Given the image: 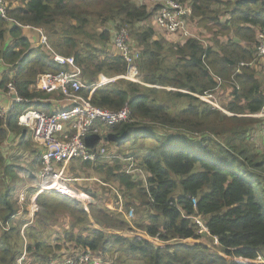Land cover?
I'll return each instance as SVG.
<instances>
[{"label":"trees","instance_id":"1","mask_svg":"<svg viewBox=\"0 0 264 264\" xmlns=\"http://www.w3.org/2000/svg\"><path fill=\"white\" fill-rule=\"evenodd\" d=\"M6 1L8 16L22 25L43 28L48 46H38L36 32L0 18V92L13 82L23 99L51 97L35 84L44 73L65 70L54 62L55 54L73 57L87 86L100 76L126 75L124 60L107 48L111 31L121 28L129 31L141 53L136 64L141 82L118 79L98 88L91 98L93 105L112 112L129 108L131 120L106 127L104 138L117 147L129 145L128 153L106 147L114 158L95 163L72 160L101 180L104 177L98 182L113 195V202L104 205L96 191L67 185L87 201L44 191L36 200L38 211L31 222L19 196L28 180L38 183L37 176L21 170V160L8 158L11 146L5 145L14 142L15 151L31 146L28 131L17 122L32 104H15L5 119L0 118V264H14L25 250L26 264L61 261L86 249L98 253L102 264H118V260L119 264H256L252 262L258 256L264 259V208L257 193L264 184V162L253 164L254 154L236 143L260 122L241 116L258 114L264 107L262 83L254 68L258 34H264V0H177L192 9L199 27L214 35L215 45H205L193 35L181 38L183 44L156 40L158 28L151 24L155 9L147 0ZM99 26L107 28L100 31ZM91 91L82 94L89 99ZM226 91L232 97L227 106L222 99ZM219 92L222 108L236 117L200 98ZM97 143L93 139L88 146ZM36 151L31 152L35 158ZM129 159L138 173H128ZM236 168L246 172L236 173ZM20 172L29 178L23 179ZM37 192L28 190L30 195ZM129 211L134 214L131 222L124 216ZM197 216L218 238L225 256L211 253L202 243H186L201 238ZM61 217L69 221L64 239L55 246L41 240ZM126 230L144 231L158 241L110 233Z\"/></svg>","mask_w":264,"mask_h":264},{"label":"built area","instance_id":"2","mask_svg":"<svg viewBox=\"0 0 264 264\" xmlns=\"http://www.w3.org/2000/svg\"><path fill=\"white\" fill-rule=\"evenodd\" d=\"M147 1L155 9L154 23L160 32L184 39L192 37L190 26L193 11L191 8L182 5L177 0ZM8 10L9 4L5 0H0V18L4 19L9 25H17L23 30L36 32L40 38L38 46H48V37L43 28L18 23L8 16ZM111 47L126 63L127 73L126 75L111 79L100 76L97 83L92 86H87L82 80L81 69L77 66L73 57L54 55V62L64 67L65 70L58 74H42L37 81V86L42 92L59 94L68 103L66 109L55 112L39 110L36 106L41 100L21 98L13 82L8 83L5 88L6 91L4 93L8 98L13 99V105L6 107L0 105L1 119H5L15 104H32L31 107L21 113L17 124L21 129L28 131L30 141L38 144L41 148L38 152L41 160L37 173L38 183L32 187L39 190V192L54 190L61 193H68L78 198L75 193H72L65 185H62V181L65 180L63 176L67 163L74 159L95 163L100 159L114 158L105 146L104 138L107 136L105 128L130 121L131 112L127 106L116 112L98 108L91 103V98L98 88L115 82L118 79L136 82L135 66L141 58V53L136 49L128 30L125 28L111 31ZM255 52L257 58L264 59L263 33L258 34ZM90 88L92 91L89 94V99H87L82 92ZM200 98L212 104L209 101V98H212V96H203ZM249 116L264 120V107L258 114ZM93 139L98 140V143L94 147H89L88 141ZM10 146V142L5 145L6 148ZM128 161H131L128 173H138V170L134 168V160L129 159ZM61 166L62 168H60ZM27 190L28 188L22 191L19 196V203L22 207L24 205L22 202L23 196H26ZM118 198L121 201V197L118 196ZM193 203L196 205L195 201ZM32 204V206H28V216L31 213L29 219L31 222L34 219L35 213L38 211L36 201L34 202L32 200ZM124 216L130 222L134 216L133 211L124 212ZM194 221L198 225L199 236L202 238L205 236L211 237L216 244H219L218 238L211 235L206 223L200 216L194 217ZM138 232H140V234L137 233L138 237L145 238L150 242L152 240L158 241L157 238L151 239L148 237L144 231ZM252 263L264 264V259L258 256ZM14 264H26V250ZM47 264H102V260L98 253L86 249L64 260L50 261Z\"/></svg>","mask_w":264,"mask_h":264},{"label":"rangeland","instance_id":"3","mask_svg":"<svg viewBox=\"0 0 264 264\" xmlns=\"http://www.w3.org/2000/svg\"><path fill=\"white\" fill-rule=\"evenodd\" d=\"M6 2L9 4V7H10V2L9 1H6ZM17 2L20 3V0H14V4H17ZM147 4L149 6H152L151 3H147ZM151 24L152 25L155 24L153 19L151 20ZM198 25H199V20H197V19H196V21H193V19L191 20L190 28H191L192 35L195 36L196 38H199V40H201L205 45H212V44L215 45L214 35H212V33H210L208 30L199 27ZM209 25H210V23H209ZM105 28H107V27L99 26V30L100 31L102 29L105 30ZM155 31H156L155 39L159 40L161 42H164L166 45L173 44V43L183 44V40L181 38H179V37L169 36V34L167 35V34H165L163 32H160L156 28H155ZM96 32H99L98 29L96 30ZM219 39L220 40H225L226 38L225 37H219ZM110 45H111V42H110ZM107 48L109 50H112L111 46L110 47L108 46ZM257 59H258V61L254 65V68H255V70L257 72V76H258L259 80L262 83V88H263V91H264V59H260V58H257ZM135 69H136L135 70L136 71V82L140 83L141 81L139 79V72H138V69H137V65L135 66ZM127 81H130V80H127ZM136 82H133V83H136ZM218 94L219 93H217L216 96ZM216 96L214 95L213 97L216 98ZM213 97L209 98V101L212 102L213 104L217 105V106L219 105V107L221 108L223 106V103L215 101L213 99ZM216 100H217V98H216ZM28 138H29V135H28ZM256 138H255V141L257 142V144L259 146L257 148H259L261 150V154L263 156L258 155L259 157H256V154H257L256 150L253 148V145H251V143L248 142L249 138H248L247 135L246 136H242L241 135V136H239L238 140H236V143L239 146V148H245L248 151L249 154H251V155L254 154V156L251 159V161L254 162L253 164L264 162V143H263L264 142V137L262 135L261 137H258L259 139H256ZM261 143H263V144H261ZM32 144L33 143L31 142V146L28 149H25V146L20 148L18 151H15L14 150L15 148L13 150L10 149L9 152L12 153V155L10 156L11 160L12 161H16V162H18V161L20 162V160L24 161L27 158V156H29V155H26L25 152H30L31 150H33V145ZM105 146L111 151H115L116 153L121 151V153H125V154L128 153V149L130 147L129 145H124L122 147H117L116 145H110V144H107V143H105ZM29 158H30V156H29ZM206 158H207V160H209L210 162L216 164L217 166L228 167L227 165L224 164V162L220 161L219 159H213V158H209V157H206ZM233 170H234V172L241 173V174L246 172L245 169L243 170V169H239V168H236V169H233ZM26 172H28V171H26ZM29 172H30L31 175L33 174L35 176H37V173H38V171L34 170V169H31ZM84 172H86V173H84ZM26 175H28V174H26ZM263 176H264V174H263ZM140 177L144 179V176L141 175ZM242 177H245V176L242 175ZM25 178H26V176H25ZM63 178L65 180L62 181V184L65 185V186L67 184L68 187L71 188V189H75V188L80 189L81 186H83V187L88 188V189H90L92 191H96L97 192V199L100 201L101 205H104L106 202H109V201L113 202V199L111 198L113 196L112 193L109 192L108 189H106L105 187L100 185V183L98 182V181H102L104 179V177H102V180H101L97 175H95V173L93 171L82 167V165L79 162H74V163L70 164L68 169L65 171ZM245 178L248 179L249 181H251L250 178H247V177H245ZM28 182H29L27 184L28 186L33 183L30 180H28ZM112 186L115 187V185H112ZM257 189H258L257 193H259L258 200L263 205V208H264V184L259 186ZM41 193L42 192H39V190H38L37 193H34V194H32L30 196L29 200L27 199L28 195H26L27 197L23 196V200H22V202L24 204L23 205V210H25V209L28 210V206H32L33 205L31 200L32 199L36 200L37 197H38L37 195H39ZM76 195L83 202L87 201L86 196H84L82 194H79V195L76 194ZM118 196L121 197L120 194H118ZM92 202H93V199H92ZM30 215H31V213H30ZM30 215L28 216V219H30ZM133 218H132V220H133ZM68 224H69L68 219L66 217H61L59 219L57 225L54 226L51 229V231L45 233V235L42 236L41 240H44L48 244H52L53 246H55L58 243V239L59 238H61L62 240L64 239L63 233H64V231L66 229H68V227H66V225H68ZM138 231H140V230H134V231H132L133 233L130 230L116 231V232L115 231H111L110 233L116 234V235H119V236H124V237H135V236L138 237L137 233L140 234V232H138ZM189 242L190 243H194V242L195 243H202V244H204V246L208 247V249L210 250L211 253H217V254H220L222 256H225L221 252L219 244H216L211 237L205 236L203 238L202 237L199 238L197 241H193V240H187L186 241V243H189ZM107 258H109V257H107ZM226 258L228 260H232L233 259V258H229V257H226ZM119 262L120 261L118 260V264H119Z\"/></svg>","mask_w":264,"mask_h":264},{"label":"crops","instance_id":"4","mask_svg":"<svg viewBox=\"0 0 264 264\" xmlns=\"http://www.w3.org/2000/svg\"><path fill=\"white\" fill-rule=\"evenodd\" d=\"M39 79V78H38ZM38 81V80H37ZM36 81V89H38L39 91H40V89L38 88V86H37V82ZM42 92V91H41ZM44 93H46V92H44ZM47 95H51V97H49V98H46V99H39V100H41L40 101V103L38 104V105H40V106H42V107H44L45 108V110H47V112H55V111H59V110H63V109H66L67 108V105H68V103L67 102H65L64 100H63V98L59 95V94H48V93H46ZM215 96H216V94H214ZM221 94H220V92H219V94L216 96V98H217V100H216V98L215 97H213V99L215 100V101H219L220 99H221ZM222 99H223V102L225 103V106H227L228 104H229V102L231 101V99H232V97H230V92H228V91H226L223 95H222ZM12 98H8L7 96H6V94L5 93H2V92H0V105H2V106H4V107H6V106H12L13 104H12ZM213 104V103H212ZM26 105V104H25ZM214 106H215V104H214ZM216 107H218V109L219 110H221V111H223L225 114H227V115H229V116H234V117H236L237 115H234V114H230V113H228L227 111H225V109L224 108H220L219 107V105L217 106L216 105ZM28 109V108H27ZM25 111V110H24ZM23 111V112H24ZM239 117V116H238ZM241 117H244V118H252V117H250L249 115H246V116H244V115H242ZM253 119H255V120H258V121H260L258 124H256V125H252L253 126V128H252V130H251V133L248 135V138H249V141L248 142H250L251 143V145H253V148L256 150V155L258 156V155H260V156H263L262 154H261V150L259 149V148H257V147H259L258 146V144H257V142L255 141V138L256 139H259L258 137H261L262 135H263V137H264V120H261V119H257V118H253ZM30 135V134H29ZM14 138L12 137V140H13ZM29 139H30V136H29ZM16 141H18V140H16ZM264 143V142H263ZM263 143H261V144H263ZM33 145V150H31L30 152H25V154L26 155H29L30 156V158H29V156H27V158L24 160V161H21V163H20V169L21 170H24V171H30L31 169H34V170H37L38 171V169H39V165L37 164V162H35L36 161V159L37 158H39L38 157V153L37 152H39V149H41L40 147H39V145L38 144H35V143H33L32 144ZM15 148V143L14 142H11V147H10V149L11 150H13ZM250 148V147H249ZM3 151H4V149H2ZM35 150H37L36 151V158H35V156H33V154L35 153ZM31 152L33 153V154H31ZM12 153L11 152H8V158L10 157V155H11ZM31 162V163H30ZM75 162V161H74ZM73 161H71V162H69V163H67V165H66V167H65V169H64V173H65V171L68 169V167H69V165L70 164H72V163H74ZM39 164H41V160L39 159ZM60 168H62V166L60 167ZM59 168V169H60ZM58 169V170H59ZM57 170V171H58ZM56 171V172H57ZM18 175L19 176H21L23 179H28L29 177L24 173V172H20V173H18ZM25 176H26V178H25ZM32 176H34L35 177V175H33L32 174ZM33 185L34 184H31V185H27L26 184V188H28V190H29V188H32L33 187ZM63 185V184H62ZM66 186H67V184H66ZM28 190H27V192H26V195H28V200L30 199V194H28ZM40 195V194H39ZM39 195H37V196H39ZM27 197V196H26ZM38 198V197H37ZM33 200V199H32ZM32 200H31V202H32ZM37 200V199H36ZM36 200H34V202L36 201ZM28 212H29V210H28ZM30 222V221H29Z\"/></svg>","mask_w":264,"mask_h":264},{"label":"bare ground","instance_id":"5","mask_svg":"<svg viewBox=\"0 0 264 264\" xmlns=\"http://www.w3.org/2000/svg\"><path fill=\"white\" fill-rule=\"evenodd\" d=\"M50 185V184H49ZM49 185H47V186H49ZM52 186V185H51Z\"/></svg>","mask_w":264,"mask_h":264}]
</instances>
